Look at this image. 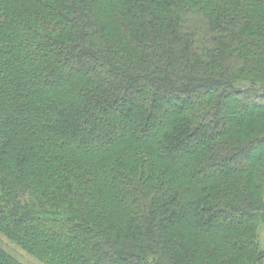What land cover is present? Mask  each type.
<instances>
[{
    "label": "trees",
    "instance_id": "trees-1",
    "mask_svg": "<svg viewBox=\"0 0 264 264\" xmlns=\"http://www.w3.org/2000/svg\"><path fill=\"white\" fill-rule=\"evenodd\" d=\"M262 162L264 0H0V235L32 258L257 264Z\"/></svg>",
    "mask_w": 264,
    "mask_h": 264
},
{
    "label": "rangeland",
    "instance_id": "rangeland-1",
    "mask_svg": "<svg viewBox=\"0 0 264 264\" xmlns=\"http://www.w3.org/2000/svg\"><path fill=\"white\" fill-rule=\"evenodd\" d=\"M83 65L78 64L75 66V68H73L71 70V72H76V69L81 68ZM78 67V68H77ZM83 68V67H82ZM88 70H93V67H89ZM54 77H57L54 75ZM161 103V102H160ZM163 104V103H161ZM168 106H165L164 104L162 105L163 107H169L170 104H167ZM123 107H129V109L125 110L123 109ZM123 107H121V112H119L117 115H110L109 113H106L105 115V119L102 120L103 126H98V127H94L92 129V135L90 138V144H94L95 141H97L98 136L95 135L96 132H98L97 130L100 128V131H109L112 128L115 130V132L117 133L116 136L122 134L123 132L126 131V125L127 122H130V119L132 117V115H134V107L132 106V102H124ZM160 119H165V115L164 113H162L161 111H158L156 113V121L160 120ZM200 143V142H199ZM196 144H198V141L196 140H191L189 144L185 145L183 148V151H186L188 149H190L191 147L195 146ZM182 151V150H181ZM225 165H231V162H228L227 164L225 163ZM259 168H262V171H264V162H262L259 165ZM261 181V185H260V194H261V200H262V211L260 213L258 222L255 224V237H256V245L258 248V251L263 254L264 253V176H262V178L260 179ZM227 219V220H226ZM225 222L228 221H233L234 218L233 217H226ZM219 222L221 221L220 218H218ZM0 246L2 248L5 249V251H7L8 253H10L11 255H13L16 259H18L22 264H44L43 262H39L36 259L32 258L31 256H29L28 254H26L25 252H23L22 250H20L19 248H17L16 246H14L13 244L9 243L3 236L0 235ZM122 262V263H121ZM123 261H119L118 259H115V261L113 262V264H123ZM90 264H98V263H90ZM124 264H130V263H124ZM257 264H264V258H262L259 263Z\"/></svg>",
    "mask_w": 264,
    "mask_h": 264
}]
</instances>
